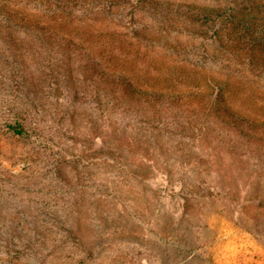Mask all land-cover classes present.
<instances>
[{
	"label": "trees",
	"instance_id": "trees-1",
	"mask_svg": "<svg viewBox=\"0 0 264 264\" xmlns=\"http://www.w3.org/2000/svg\"><path fill=\"white\" fill-rule=\"evenodd\" d=\"M190 12L206 27L197 33L212 43L211 67L127 32L83 29L32 0H0L2 132L29 144L35 166L56 172L52 155L66 150L55 139L60 124L51 130L49 122L72 120L75 105H86L95 121L83 156L95 147L110 166L161 181L176 196L218 188L234 201L243 186L257 199L261 175L250 161L264 159V0Z\"/></svg>",
	"mask_w": 264,
	"mask_h": 264
},
{
	"label": "rangeland",
	"instance_id": "rangeland-1",
	"mask_svg": "<svg viewBox=\"0 0 264 264\" xmlns=\"http://www.w3.org/2000/svg\"><path fill=\"white\" fill-rule=\"evenodd\" d=\"M225 1L32 0V5L70 14L69 22L83 29L127 32L132 41L211 67L212 43L197 33L206 27L190 11ZM75 106L72 120L49 122L51 130L60 124L55 139L66 150L54 151L53 174L35 166L29 144L0 128V264H264V159L250 161L261 175L257 199L243 186L234 201L218 188L212 195V189L189 186L176 196L161 181L110 166L93 151L91 138L83 156L95 116L92 108ZM202 178L213 180L203 170Z\"/></svg>",
	"mask_w": 264,
	"mask_h": 264
}]
</instances>
